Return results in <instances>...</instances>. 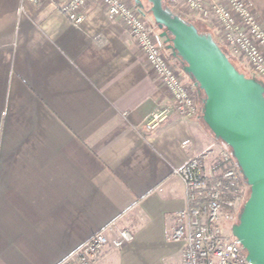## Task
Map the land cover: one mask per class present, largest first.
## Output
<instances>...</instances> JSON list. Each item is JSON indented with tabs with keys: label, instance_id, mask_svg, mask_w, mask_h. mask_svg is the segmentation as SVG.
<instances>
[{
	"label": "crops",
	"instance_id": "1",
	"mask_svg": "<svg viewBox=\"0 0 264 264\" xmlns=\"http://www.w3.org/2000/svg\"><path fill=\"white\" fill-rule=\"evenodd\" d=\"M246 2L264 26V0ZM168 103L98 3L73 24L49 1L0 0V264H61L104 228L91 264H180L168 234L186 197L171 172L215 141L198 115L143 129ZM120 229L132 237L115 247Z\"/></svg>",
	"mask_w": 264,
	"mask_h": 264
},
{
	"label": "built area",
	"instance_id": "2",
	"mask_svg": "<svg viewBox=\"0 0 264 264\" xmlns=\"http://www.w3.org/2000/svg\"><path fill=\"white\" fill-rule=\"evenodd\" d=\"M38 6L49 1L73 24L84 17L90 1L98 3L108 17L120 20L138 45L148 67L167 90L169 105L150 114L143 129H156L172 112L185 118L196 116V86L186 81L166 51L164 37L154 22H148L134 1L129 0H27ZM181 14L216 29L225 54L243 58L245 74L264 83V26L246 0H162ZM224 143L214 142L174 168L184 185L186 208L173 215L169 239L182 241L180 264H252L231 233L246 200L248 185ZM206 157L210 163L206 164ZM109 227V226H108ZM105 229V228H104ZM104 229L83 242L61 264H91L101 254L108 238ZM120 229L112 239L120 247L131 239Z\"/></svg>",
	"mask_w": 264,
	"mask_h": 264
},
{
	"label": "water",
	"instance_id": "3",
	"mask_svg": "<svg viewBox=\"0 0 264 264\" xmlns=\"http://www.w3.org/2000/svg\"><path fill=\"white\" fill-rule=\"evenodd\" d=\"M141 11L142 0H133ZM170 55L203 93L202 120L230 150L249 187L231 233L252 264H264V83L239 72L209 32L175 14L162 0H146Z\"/></svg>",
	"mask_w": 264,
	"mask_h": 264
},
{
	"label": "rangeland",
	"instance_id": "4",
	"mask_svg": "<svg viewBox=\"0 0 264 264\" xmlns=\"http://www.w3.org/2000/svg\"><path fill=\"white\" fill-rule=\"evenodd\" d=\"M129 1H133V0H129ZM142 2H143V4H144V8H148L150 5H149V3L146 1V0H142ZM163 2V1H162ZM163 4L166 6L167 4L165 3V2H163ZM168 6V5H167ZM171 10H172V12H174L175 14H177L178 13V15H180L181 17H183L185 20H187V21H189V22H191L192 24H194L195 26H196V28L198 29V31L199 32H209L211 35H212V37H213V39L218 43V45L221 47V49H224V47H223V45L221 44V42L219 41V37H218V35H217V33H216V29L213 27V26H211V25H208V24H206V23H204V22H202V21H200V20H194V19H191V18H189V17H187V16H185V15H183V14H181L179 11H177L176 9H175V7L174 6H168ZM146 10V9H145ZM143 15H144V19L145 20H147L148 22H154L153 21V18H152V16H151V14H150V12H147L146 11V13H142ZM201 22V23H200ZM160 30V29H159ZM225 50V49H224ZM166 51H168V53H170L169 52V50L166 48ZM231 59H234V57H230ZM174 61V60H173ZM177 69L179 70V72L180 73H182V74H184L183 72H182V70H181V68L179 67V65L177 64ZM243 70V69H242ZM244 71V74H245V70H243ZM201 97H203V95H201ZM204 126V125H203ZM205 127V126H204ZM206 128V127H205ZM207 129V131H208V135H209V137L212 139V141H215V142H217L218 140L217 139H215L214 138V136H213V134L211 133V131L208 129V128H206ZM219 142V141H218ZM229 149V148H228ZM248 194H249V188H248V193H247V195H246V198L248 197Z\"/></svg>",
	"mask_w": 264,
	"mask_h": 264
},
{
	"label": "trees",
	"instance_id": "5",
	"mask_svg": "<svg viewBox=\"0 0 264 264\" xmlns=\"http://www.w3.org/2000/svg\"><path fill=\"white\" fill-rule=\"evenodd\" d=\"M167 6V5H166ZM145 6H143L142 7V9H141V12L142 13H146V11L147 12H149V7L148 8H144ZM146 9V10H145ZM221 49V48H220ZM224 52H226L224 49H222ZM169 56H170V58L172 59V61L174 62V64L177 66V64L179 65V67L182 65V61L181 60H179V59H176V58H174V57H172L171 55H170V53H169ZM229 60L231 61V63L234 65V67L239 71V72H242V73H244V69H243V67H242V64H241V62H239V60L237 59V58H234V59H231V58H229ZM178 67V66H177ZM243 69V70H242ZM184 75H186V74H184ZM187 77H188V75H186ZM191 80V79H190ZM192 81V80H191ZM199 88L196 86V90L198 91V96H197V98H196V103H198V106H199V111H198V118H199V121L206 127V128H208L207 126H206V124L204 123V121L202 120V116H201V101H200V99H201V95H203V93H202V91L201 90H198ZM220 143H223L222 141H220V140H218Z\"/></svg>",
	"mask_w": 264,
	"mask_h": 264
}]
</instances>
